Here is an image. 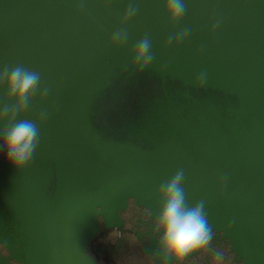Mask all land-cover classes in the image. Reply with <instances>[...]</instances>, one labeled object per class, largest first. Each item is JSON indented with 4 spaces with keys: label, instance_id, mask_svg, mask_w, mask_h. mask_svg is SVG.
<instances>
[{
    "label": "water",
    "instance_id": "95a60500",
    "mask_svg": "<svg viewBox=\"0 0 264 264\" xmlns=\"http://www.w3.org/2000/svg\"><path fill=\"white\" fill-rule=\"evenodd\" d=\"M183 2L170 25L167 0H134L123 24L130 0H0V69L23 65L49 90L17 117L40 127L33 162L0 160V244L20 264H97L100 219L129 199L159 215V186L181 168L188 205L204 201L243 264H264V0ZM120 27L123 46L110 41ZM146 34L154 59L140 69Z\"/></svg>",
    "mask_w": 264,
    "mask_h": 264
},
{
    "label": "clouds",
    "instance_id": "9594fccd",
    "mask_svg": "<svg viewBox=\"0 0 264 264\" xmlns=\"http://www.w3.org/2000/svg\"><path fill=\"white\" fill-rule=\"evenodd\" d=\"M138 6L134 0L124 13L123 23H127L138 12ZM186 12L183 0H167L164 14L170 25L180 22ZM219 21H217L218 25ZM216 25L213 26L215 30ZM190 29L185 28L179 33L170 36L167 44L173 40L179 43L183 41ZM128 39V33L123 28H117L111 37V43L123 46ZM133 62L144 69L154 59L151 51V40L146 34L136 42L132 50ZM205 74L201 73L198 80L203 83ZM0 87L6 91L3 107H0V151L6 154L16 170H22L32 163V157L40 140V127L36 121L17 119L31 105L33 99L39 93L40 97L48 94V88L41 87L40 73L23 65L4 66L0 69ZM47 117V112H41L40 120ZM185 179L184 169H178L170 179L163 181L158 189V197L162 207L158 217L159 226L163 232L161 244L165 264L169 257L181 258L190 251L206 245L212 237V229L208 224L204 210V201L194 206H189L183 187Z\"/></svg>",
    "mask_w": 264,
    "mask_h": 264
},
{
    "label": "flooded vegetation",
    "instance_id": "af4514ba",
    "mask_svg": "<svg viewBox=\"0 0 264 264\" xmlns=\"http://www.w3.org/2000/svg\"><path fill=\"white\" fill-rule=\"evenodd\" d=\"M2 159H6V154L0 151ZM118 217L108 227L100 219V229L87 247L88 256L97 264H165L160 251L163 229L159 226V215H153L134 199H129ZM150 251L161 259L158 261ZM0 264H20L11 258L3 244H0ZM167 264H243V261L231 251L222 233L212 230L211 240L206 245L181 258L169 257Z\"/></svg>",
    "mask_w": 264,
    "mask_h": 264
}]
</instances>
